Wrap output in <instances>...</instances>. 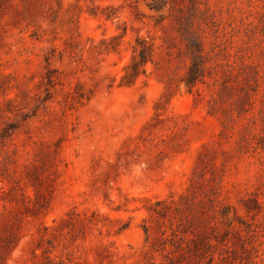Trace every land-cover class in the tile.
<instances>
[{
	"label": "rangeland",
	"instance_id": "obj_1",
	"mask_svg": "<svg viewBox=\"0 0 264 264\" xmlns=\"http://www.w3.org/2000/svg\"><path fill=\"white\" fill-rule=\"evenodd\" d=\"M0 264H264V0H0Z\"/></svg>",
	"mask_w": 264,
	"mask_h": 264
},
{
	"label": "trees",
	"instance_id": "obj_2",
	"mask_svg": "<svg viewBox=\"0 0 264 264\" xmlns=\"http://www.w3.org/2000/svg\"><path fill=\"white\" fill-rule=\"evenodd\" d=\"M133 55L131 57V63L129 67L132 68L133 73H138V68L142 67L146 64V62L149 60V54L146 52V50H139L138 53L136 51V48L133 49Z\"/></svg>",
	"mask_w": 264,
	"mask_h": 264
}]
</instances>
